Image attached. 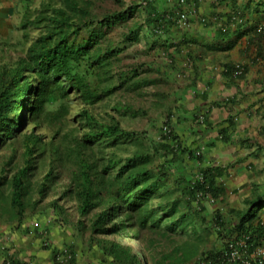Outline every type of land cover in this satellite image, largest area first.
<instances>
[{
	"label": "trees",
	"instance_id": "trees-1",
	"mask_svg": "<svg viewBox=\"0 0 264 264\" xmlns=\"http://www.w3.org/2000/svg\"><path fill=\"white\" fill-rule=\"evenodd\" d=\"M232 1H247V4L233 5L219 27L222 37L230 34V26L235 17L237 27L248 30L252 21L251 15L264 16V0ZM151 3L150 9H157ZM138 6L109 12L102 18H96L91 11H81L77 7L68 12L63 9L49 11L47 32L36 38L25 56L1 78L0 135L9 139L15 138L28 123H40L44 116L55 120L53 123L59 126V133L69 123L76 126L75 130L77 127L85 128L81 138L76 134H65L64 142L69 150H62L58 146L53 151L59 159L70 154L76 155L73 160L82 156L69 190L79 202L80 214L87 217L99 209L102 210L92 223L93 232L97 235L111 236L128 231L133 237L145 239L144 232L155 234H152L154 239L151 242L147 241L149 255H143L142 258L118 241L100 239L104 254L112 257L115 264L216 262L225 253L226 241L235 235L243 236L247 233L251 234L252 242L256 246L263 245L264 190L247 201V207L239 212V223L233 229L225 227V221L219 214H213V225L209 224L211 214L208 198L215 199L219 195L215 172L210 168L193 169L182 164L184 158L185 161H190L189 157H194L196 165L200 166L201 156L183 145L174 127L171 126L170 133L162 132L158 141L151 140L149 149L144 148L142 141L134 152L121 155V150L126 145L139 140L138 133L123 128L114 116L105 120L89 111V108L104 102L119 90L136 92L145 86L161 82L148 80V75H145L148 71L144 64L120 70V81L114 82V69L117 64L122 63L121 54L125 49L117 48L107 41V31L115 25L126 23L132 16L129 12L137 13ZM147 11L148 24L152 29H161L162 34L170 31L167 29L169 24L174 21L176 23V20L164 16H151L150 10ZM128 29L125 41L138 40L140 27ZM250 29L255 34L254 41L262 46L264 25L261 19L251 25ZM85 31L88 35L79 40ZM261 56L263 57L262 51L259 52V57ZM237 65L228 68L236 77ZM240 65L244 68V73L239 76L242 77L247 68L244 64ZM72 96L80 99L86 107L73 121L69 119ZM129 113L126 109L122 115L127 116ZM38 141L40 137H33L31 144L27 145L26 166L12 177L11 195H5L4 189H0L1 215L4 217V214H9L11 221L14 218L20 225L29 210L26 196L37 168L34 162L37 156H42L37 153L41 150L37 148ZM107 150L110 151V156L106 158ZM44 151L45 148L42 152ZM100 153H104V160L97 159ZM176 167L179 169L178 175L175 172ZM200 174L203 175L202 178ZM44 180H48V177ZM3 186L5 185L2 184ZM7 197L9 202L5 204L4 199ZM198 218L201 220L196 225ZM189 227L196 233L202 229L203 234L209 237L214 235L215 239L221 241V247L208 249L204 246L203 234H200L194 239L189 237L185 241L175 242L171 247L162 250L163 239L183 235ZM151 244H158L161 250L159 257H154ZM56 253L57 251L54 252ZM150 253L152 259L149 258ZM8 262L28 264L15 258H10ZM75 262L73 260L69 264Z\"/></svg>",
	"mask_w": 264,
	"mask_h": 264
},
{
	"label": "rangeland",
	"instance_id": "rangeland-1",
	"mask_svg": "<svg viewBox=\"0 0 264 264\" xmlns=\"http://www.w3.org/2000/svg\"><path fill=\"white\" fill-rule=\"evenodd\" d=\"M151 1L155 2L157 0L0 1V83L1 78L16 65V62L21 57L25 56L32 42L38 36L47 32L48 15L52 9H63L68 12L70 9L77 7L81 11H91L96 18H102L109 12L128 10L132 6L139 5L138 8L141 12L131 13L129 10L132 16L129 17L126 23L115 25L111 30L107 31L106 40L117 48L125 49V52L121 54L122 63L120 65L116 63V69H114V82H119L120 70L130 69L139 64L148 65L157 57L156 50L158 47L152 50L151 45L154 43L153 39L155 37H162V34H160L162 30L158 29V33H154V30L148 24L149 16L144 11V6H148ZM136 26L141 29L139 30V39L134 42L125 41V35L129 31L128 27L134 28ZM87 35V31L85 33L82 32L79 40H82V37ZM159 38L158 40H160ZM163 54L166 55V53L162 52ZM148 71V74L145 75H149L150 79L161 82L145 86V88L136 92H129L126 89L119 90L111 97L105 99L104 102L89 108V111L105 120L111 119L112 116L116 117L121 122L123 128L138 133L139 140L132 141V143L130 142L126 145L121 150V155L134 152L142 141H144V148L149 149L151 140L158 141L162 137L165 125L172 122L176 126L173 118L175 115H172L171 110L174 100L173 91L175 89L173 84L165 76H162L161 73L153 72L150 74L151 71ZM70 105L71 112L69 119L73 121L76 119V115H79V112L86 107L75 96L71 97ZM126 109L130 113L127 116L122 115ZM58 127L57 123H53L50 120L40 125L28 124L25 130L18 134L16 139L11 140L7 145L0 148V189H4L5 195H11L12 186L10 185V181L20 169L26 166L28 158L26 148L28 143L32 141L33 137L38 135L42 137V141L37 145V148L41 149L37 153L42 154V156H37L34 162L37 168L31 181L30 191L26 196L27 206L29 207L26 218L21 223V226L14 218L11 221L9 214H4L5 216L3 217L0 213V235L6 237L7 235L11 236L19 233L21 238L24 239V234L27 235L28 233L24 232L25 229L31 233L30 228L31 230L33 229L34 222L45 219L46 224L50 225L52 223L54 227L57 226L61 230L59 237L65 241V247L69 244L74 245L78 249L75 264H115L112 261V257L104 254V250L99 243L100 239L121 242L131 247L141 258L143 255L148 256L147 241L149 243L154 239L152 237L154 233H150L149 231L144 232L145 236L143 235V237L145 239L133 237L128 231H121L111 236L97 235L93 232L92 223L102 210L99 209L87 217H83L80 214L79 202L76 196L68 191L72 185L74 174L80 167L78 163L82 156L73 160V158H76V155L70 154L59 159V156L53 151L58 146L62 150H69V147L64 142L65 134L70 133L71 136L76 134L77 137L81 138L85 132V128L80 129L77 127V130H75L76 126L69 123L65 124L59 133ZM44 148L45 151L42 152ZM127 148L128 150H125ZM109 153L110 151L107 150L106 158L110 156ZM84 155L88 156L87 153ZM102 157H104V153L98 154L97 159L101 158L104 160ZM189 159L190 161H194L195 164L196 158L189 157ZM202 159L203 156L201 157V161H203ZM178 171L179 169L176 167V175L179 174ZM189 172L193 175L191 171ZM46 176L48 180H44ZM2 184L5 186L2 187ZM4 200L5 204H7L9 197ZM56 201H58L57 207L62 208V210L53 207V203ZM2 205L4 204L2 203ZM200 220V218L197 219L196 225H199L198 222ZM59 222L63 223L62 227H60ZM211 223L213 225V219L209 221V224ZM62 229H66V231ZM200 234H203L202 229H199L196 233L192 227H189L183 235L172 239H163L162 250L164 251L168 247H171L175 242L185 241L189 237L194 239ZM202 237L204 239V246H207L208 249L217 247L220 243L218 239H215L214 235L209 237L203 234ZM39 238H41L40 233L35 230L34 239L38 240ZM24 245L22 244V247L18 248L19 254L22 253L23 255L22 257L19 256V259L24 261V263L62 264L45 249L43 242H40L38 250L34 249L41 256L37 258L34 255L33 259L30 254L31 252L26 251V245ZM151 248L154 257H159L161 250L158 244H151ZM149 258L152 259L151 253Z\"/></svg>",
	"mask_w": 264,
	"mask_h": 264
},
{
	"label": "crops",
	"instance_id": "crops-1",
	"mask_svg": "<svg viewBox=\"0 0 264 264\" xmlns=\"http://www.w3.org/2000/svg\"><path fill=\"white\" fill-rule=\"evenodd\" d=\"M151 4L158 7H149L151 16L166 15L173 20L179 10L185 9L178 0ZM235 4L246 5L247 1L190 0L186 6L189 25H179L178 21L169 24L168 33L153 39L151 47H158L157 57L145 65L150 74L161 73L173 84L171 110L178 139L187 147L199 145L204 151L200 166L185 158L182 164L213 169L219 195L208 205L210 218L221 215L229 229L239 223L238 214L247 207V201L264 190V41L262 46L254 41L250 29L259 19L264 25V16L251 15L248 30L237 27L233 19L230 34L222 37L219 27ZM260 51L263 57H259ZM235 64L246 66L244 76L236 77L228 70ZM148 80L153 81L149 75ZM262 218L264 222V214ZM50 228L51 241L59 242L61 248L64 243L59 231ZM35 230L30 228L29 233L25 229L28 233L24 239L19 233L5 237L13 256H23L18 252L22 244L32 259L41 256L35 251L40 248V240L34 239ZM5 258L0 254V264Z\"/></svg>",
	"mask_w": 264,
	"mask_h": 264
},
{
	"label": "clouds",
	"instance_id": "clouds-1",
	"mask_svg": "<svg viewBox=\"0 0 264 264\" xmlns=\"http://www.w3.org/2000/svg\"><path fill=\"white\" fill-rule=\"evenodd\" d=\"M179 1V0H178ZM179 3H180V1H179ZM189 3H190V0H188V4L187 5H183V7L185 8L184 10H179L178 11V13H177V17H176V21H178V24L180 25V22H179V13L180 12H183V11H187L188 12V14L190 15V13H189V11L187 10V8H186V6H188L189 5ZM148 4V3H147ZM181 4V3H180ZM182 5V4H181ZM144 11L147 13V16H149V13H148V9H149V4H148V6H144ZM158 8V7H157ZM134 15V14H133ZM164 17H167L166 15L164 16ZM168 19H171V20H173L172 18H171V16L170 17H167ZM191 18V17H190ZM235 19V18H234ZM238 19V18H237ZM174 21V20H173ZM154 31H156L157 33H158V29H153ZM152 30V31H153ZM160 34H162V31L160 32ZM163 35V34H162ZM39 37V36H38ZM37 37V38H38ZM4 77V76H3ZM14 114H12V116H13ZM47 120H50L51 122H54L55 120H53V118H51V117H48V118H46L45 116H44V118L40 121V123H31V124H36V125H40V124H42L43 122H45V121H47ZM28 123V122H27ZM28 124H30V123H28ZM27 124V125H28ZM26 125V126H27ZM25 126V127H26ZM171 126L172 127H174L175 128V126L173 125V123L171 122L170 124H168V125H165L164 126V133H170L171 131H172V128H171ZM25 127H24V130H25ZM23 130V131H24ZM175 130H176V128H175ZM22 131V132H23ZM20 133V132H19ZM18 133V134H19ZM18 134H17V136L15 137V138H12V139H9V138H6L4 135L2 136V135H0V148H2V147H4L5 145H7V143H9L11 140H14V139H16L17 137H18ZM36 137H40V141H38V142H41L42 141V137H41V135H38V136H36ZM31 142L32 141H30L29 143H28V145L29 144H31ZM188 148H189V150H192V151H195V152H197V154H198V152H199V156H203V147H201V146H195L194 144H192V145H190V146H188ZM202 174H200L199 176H201ZM70 188H71V186H70ZM70 190V189H69ZM69 192V191H68ZM209 199V203L211 204L213 201H214V199H212V198H208ZM57 202L58 201H56V202H54L53 203V207L55 208V209H61L62 210V208H58L57 207ZM80 212V211H79ZM49 223V222H48ZM59 225H60V227H62V225H63V223L62 222H59ZM22 226V225H21ZM21 226H20V228H21ZM34 227H33V229H36V231L38 232V233H40V237L41 238H39V240H40V242H43V244L45 245L44 247H45V249L46 250H48L49 252H50V254L52 255V256H54L55 257V259H57L59 262H61L62 264L64 263V264H69V263H71V261H73V260H77V249H76V247H74V245L72 246V245H69L68 244V246L67 247H65V241L64 240H62V239H60L61 237H59L60 236V229L59 228H57V226H55V228H57V231H59V239L62 241V244L64 245H61L62 247L61 248H59L57 245H58V243L59 242H56L55 240L54 241H51V239H50V237H49V235L51 234V229L52 228H50L51 226H53V228H54V224H52V223H50V225L49 224H46V222H45V219H40L39 221H35L34 222V225H33ZM64 227V226H63ZM50 228V229H49ZM49 230V231H48ZM63 231H66V229H62ZM15 235V234H14ZM121 243V242H120ZM226 243H227V241H226ZM123 244V243H122ZM123 245H125V244H123ZM127 246V245H126ZM127 247H129V246H127ZM221 247V246H220ZM130 249H131V247H129ZM11 246H9L8 244H7V240H5V237H3L2 235H0V254H3V255H5L7 258H5L6 260H5V262L3 263V264H10V262H8L9 260H10V258H15L16 260H20L19 258H17V257H15V256H13V254H12V252H11ZM132 250V252L133 253H135L134 251H133V249H131ZM55 251H57V253L56 254H54V252ZM8 262V263H7ZM76 263V262H75Z\"/></svg>",
	"mask_w": 264,
	"mask_h": 264
},
{
	"label": "built area",
	"instance_id": "built-area-1",
	"mask_svg": "<svg viewBox=\"0 0 264 264\" xmlns=\"http://www.w3.org/2000/svg\"><path fill=\"white\" fill-rule=\"evenodd\" d=\"M182 5H187L188 0H179ZM236 19V17H235ZM179 22L183 26H188L190 23V15L187 11L179 13ZM237 76L244 73L242 65H237ZM199 154V152H198ZM201 178L203 175L200 176ZM219 261H204L202 264H264V244L255 245L252 242V236L247 233L243 236L235 235L227 241V247L224 255Z\"/></svg>",
	"mask_w": 264,
	"mask_h": 264
}]
</instances>
